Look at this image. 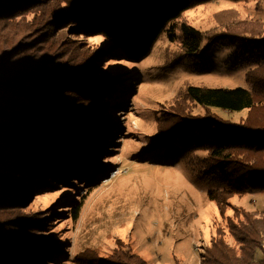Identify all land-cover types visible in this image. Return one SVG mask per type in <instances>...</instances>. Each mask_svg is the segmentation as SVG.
I'll return each mask as SVG.
<instances>
[{
    "label": "rangeland",
    "instance_id": "374dc122",
    "mask_svg": "<svg viewBox=\"0 0 264 264\" xmlns=\"http://www.w3.org/2000/svg\"><path fill=\"white\" fill-rule=\"evenodd\" d=\"M225 19L264 22V0L194 6L174 21L175 39L163 32L140 60L119 57L100 36H67L71 59L85 63L94 57L90 76L101 87L98 97L85 102H92V111L69 124L89 126L99 135L85 148L52 142L48 152L52 160L61 157L58 163L33 169L32 187L21 191V219L41 220L36 238L48 239L59 252L21 242V262L36 258L35 250L42 253L36 264H85L110 257L123 243L147 264H199L218 234L233 245L230 222L238 225L243 213L264 212V193L235 195L219 208L208 197L211 184L198 171L206 151L171 148L184 119L242 125L247 118L246 111L204 110L182 95L188 86L247 88L252 64L231 49L215 46L199 60L183 54L181 24L210 36ZM74 96L68 97L70 105L77 104ZM87 116L94 120L89 123ZM261 245L264 249V240Z\"/></svg>",
    "mask_w": 264,
    "mask_h": 264
},
{
    "label": "trees",
    "instance_id": "16d2710c",
    "mask_svg": "<svg viewBox=\"0 0 264 264\" xmlns=\"http://www.w3.org/2000/svg\"><path fill=\"white\" fill-rule=\"evenodd\" d=\"M211 1L0 0V264L37 263L42 253L35 250L36 258L21 262V242L57 251L48 239L36 238L43 227L41 220L21 219V191L24 195L32 187L34 168L58 163L61 157L52 160L48 152L52 142L85 148V143L92 144L99 135L89 126L69 124L92 111V102H85L98 97L101 87L90 76L94 57L85 63L71 59L64 41L67 36H100L119 51V57L140 60L163 32L175 39L173 23L184 12ZM179 31L188 59L199 60L221 46L252 68L245 74L247 88L188 86L182 94L204 110L246 111L242 125L209 117L184 119L175 129L179 138L171 148L178 144L184 150L206 151L207 157L198 159V171L211 184L208 197L219 208L232 196L264 193V22L225 19L210 36L185 24ZM74 94L76 99L71 100L77 104L70 105L68 97ZM87 118L89 123L94 120ZM27 149L36 150V155ZM84 151L80 156H87ZM242 217L238 225L230 222L228 226L233 245L218 234L199 264H264V212H246ZM30 231L37 232L31 235ZM85 264L147 263L118 243L110 257L91 258Z\"/></svg>",
    "mask_w": 264,
    "mask_h": 264
}]
</instances>
